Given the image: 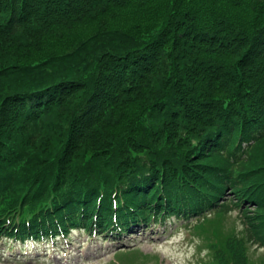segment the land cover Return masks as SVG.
<instances>
[{
  "label": "trees",
  "instance_id": "obj_1",
  "mask_svg": "<svg viewBox=\"0 0 264 264\" xmlns=\"http://www.w3.org/2000/svg\"><path fill=\"white\" fill-rule=\"evenodd\" d=\"M233 209L264 248V0H0V234Z\"/></svg>",
  "mask_w": 264,
  "mask_h": 264
},
{
  "label": "rangeland",
  "instance_id": "obj_2",
  "mask_svg": "<svg viewBox=\"0 0 264 264\" xmlns=\"http://www.w3.org/2000/svg\"><path fill=\"white\" fill-rule=\"evenodd\" d=\"M209 215L196 227L170 219L138 225L134 232L116 236L75 230L70 237L48 244L0 240V264H201L207 257L208 236L218 247H226L230 238L242 232L248 242V264H264V248L251 241L234 209Z\"/></svg>",
  "mask_w": 264,
  "mask_h": 264
}]
</instances>
